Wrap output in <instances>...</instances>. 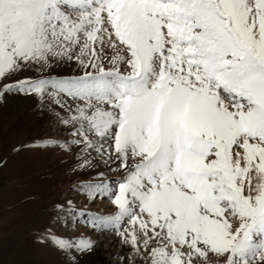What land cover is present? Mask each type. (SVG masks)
I'll return each instance as SVG.
<instances>
[{"label":"snow or ice","instance_id":"obj_1","mask_svg":"<svg viewBox=\"0 0 264 264\" xmlns=\"http://www.w3.org/2000/svg\"><path fill=\"white\" fill-rule=\"evenodd\" d=\"M14 100L71 161L37 237L57 264L99 233L139 264H264V0H0Z\"/></svg>","mask_w":264,"mask_h":264},{"label":"rangeland","instance_id":"obj_2","mask_svg":"<svg viewBox=\"0 0 264 264\" xmlns=\"http://www.w3.org/2000/svg\"><path fill=\"white\" fill-rule=\"evenodd\" d=\"M50 122L55 126L52 117L41 119L29 102L14 100L0 106V264H57L56 256L37 237L53 224L54 202L75 193L68 191L72 180L66 169L71 161L64 163V153L45 151L33 141L50 131ZM21 144L27 147L13 150ZM83 203L81 197L79 204ZM102 203L106 202L88 206ZM98 235L102 243L85 264H139L114 234ZM121 256L123 260L118 259Z\"/></svg>","mask_w":264,"mask_h":264}]
</instances>
